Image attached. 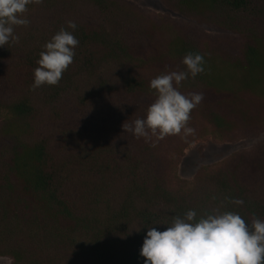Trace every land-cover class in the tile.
<instances>
[{
	"label": "trees",
	"instance_id": "1",
	"mask_svg": "<svg viewBox=\"0 0 264 264\" xmlns=\"http://www.w3.org/2000/svg\"><path fill=\"white\" fill-rule=\"evenodd\" d=\"M80 0H41L0 47V256L12 264H144L147 227L163 230L195 210L264 220V0H175L185 19L163 21L128 0H85L101 20L71 18ZM68 21L79 40L55 86L32 89L44 45ZM204 71L181 82L200 93L187 136L137 139L124 130L146 117L150 81ZM175 86V85H174ZM9 94H2V91ZM209 130L248 143L232 159L177 173L185 149ZM240 199L242 205L231 201Z\"/></svg>",
	"mask_w": 264,
	"mask_h": 264
},
{
	"label": "clouds",
	"instance_id": "2",
	"mask_svg": "<svg viewBox=\"0 0 264 264\" xmlns=\"http://www.w3.org/2000/svg\"><path fill=\"white\" fill-rule=\"evenodd\" d=\"M41 0H0V47L18 42L14 26H27L24 18L27 6ZM68 29L61 28L44 45L37 67L34 70L35 90L45 84L57 85L63 73L73 63L75 48L79 40L73 35L77 25L68 21ZM182 63L187 71H172L161 74L150 81V90L156 99L148 107L146 117L136 119L132 124H123L125 131L137 139L157 136L191 134L188 127L191 111L202 101L200 93L185 96L179 90L181 82L191 75L195 78L204 69V57L189 52ZM175 85V86H174ZM242 205L243 200L231 201ZM165 225L163 230L147 227L140 256L144 264H264V220L256 218L250 223L238 213L215 211L197 218L195 210H188L183 216H174L170 221L155 224Z\"/></svg>",
	"mask_w": 264,
	"mask_h": 264
},
{
	"label": "rangeland",
	"instance_id": "3",
	"mask_svg": "<svg viewBox=\"0 0 264 264\" xmlns=\"http://www.w3.org/2000/svg\"><path fill=\"white\" fill-rule=\"evenodd\" d=\"M135 3L141 9L152 17H159L163 21L172 18L185 19V16L177 10L175 0H128ZM78 7L66 11V16L71 18H85L86 20H101V13L96 7L80 0ZM2 94H9L8 91H2ZM11 114L4 110L0 112V123H5ZM208 131V130H207ZM248 143H229L223 141L218 135L209 130L203 137L195 141L185 149L182 161L177 167V173L183 178L192 179L200 166H216L224 159H232L233 154L246 147ZM248 146V145H247ZM0 264H12L9 258L0 256Z\"/></svg>",
	"mask_w": 264,
	"mask_h": 264
}]
</instances>
